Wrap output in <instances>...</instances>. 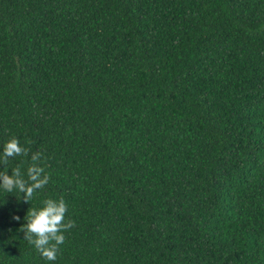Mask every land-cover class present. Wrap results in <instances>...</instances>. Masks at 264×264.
I'll return each instance as SVG.
<instances>
[{
	"label": "trees",
	"instance_id": "trees-1",
	"mask_svg": "<svg viewBox=\"0 0 264 264\" xmlns=\"http://www.w3.org/2000/svg\"><path fill=\"white\" fill-rule=\"evenodd\" d=\"M12 137L50 181L0 188V264H264V0H0ZM61 197L47 261L20 228Z\"/></svg>",
	"mask_w": 264,
	"mask_h": 264
},
{
	"label": "clouds",
	"instance_id": "clouds-1",
	"mask_svg": "<svg viewBox=\"0 0 264 264\" xmlns=\"http://www.w3.org/2000/svg\"><path fill=\"white\" fill-rule=\"evenodd\" d=\"M31 144L30 140L25 141ZM30 149L21 145L18 138L12 137L3 145V152L0 154V165L4 170L0 171V188L7 193L18 191L23 194V200L30 202L34 194L43 189L50 181V176L45 173L44 167L40 165L42 153L31 154V163L27 167V173H22L21 167L11 168V175L8 174L10 159L17 156L28 157ZM68 206L61 197L59 200L45 199L43 206L39 209L31 207L25 216L26 223L20 228L24 233V240L33 245L36 251L47 261H56L60 252V246L66 240L65 232L75 227V221L65 220ZM13 219L19 221V216Z\"/></svg>",
	"mask_w": 264,
	"mask_h": 264
}]
</instances>
